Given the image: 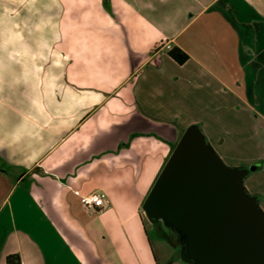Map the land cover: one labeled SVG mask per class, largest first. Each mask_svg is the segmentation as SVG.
Masks as SVG:
<instances>
[{
    "label": "crops",
    "instance_id": "crops-1",
    "mask_svg": "<svg viewBox=\"0 0 264 264\" xmlns=\"http://www.w3.org/2000/svg\"><path fill=\"white\" fill-rule=\"evenodd\" d=\"M190 126L264 140V0H0V264H150L144 205Z\"/></svg>",
    "mask_w": 264,
    "mask_h": 264
},
{
    "label": "water",
    "instance_id": "water-1",
    "mask_svg": "<svg viewBox=\"0 0 264 264\" xmlns=\"http://www.w3.org/2000/svg\"><path fill=\"white\" fill-rule=\"evenodd\" d=\"M197 126L188 127L149 193L152 223L166 215L189 237L187 258L210 264H264V211ZM255 167L252 168V170Z\"/></svg>",
    "mask_w": 264,
    "mask_h": 264
},
{
    "label": "rangeland",
    "instance_id": "rangeland-1",
    "mask_svg": "<svg viewBox=\"0 0 264 264\" xmlns=\"http://www.w3.org/2000/svg\"><path fill=\"white\" fill-rule=\"evenodd\" d=\"M217 131L222 136L223 132L226 133L224 135L225 142L223 144L218 142L216 140L218 134H216V136H211V145L225 164L229 166L241 164L242 166L238 167L244 172L247 170L249 177L247 175L244 177L245 189L252 196L258 197L259 195L249 192V190H260V187L264 186V180L261 177L264 171H252L253 167L259 165L260 156L264 155V140L257 138L256 135H242L238 126L221 127ZM205 141H209L208 136L205 138ZM247 187H249V190ZM260 208L264 211L261 206ZM124 227L127 229L128 223H125ZM145 227L147 232H145L143 226L141 230L148 243L150 240L154 253H149L150 264H155L156 260L154 261L153 255H156V264H210L204 256L187 258L189 247L188 234L166 215L156 220L155 223H149V220L145 219Z\"/></svg>",
    "mask_w": 264,
    "mask_h": 264
},
{
    "label": "built area",
    "instance_id": "built-area-1",
    "mask_svg": "<svg viewBox=\"0 0 264 264\" xmlns=\"http://www.w3.org/2000/svg\"><path fill=\"white\" fill-rule=\"evenodd\" d=\"M164 47L171 49V44L168 42ZM83 204L91 210H102L108 207L110 199L105 192H94L83 196Z\"/></svg>",
    "mask_w": 264,
    "mask_h": 264
},
{
    "label": "trees",
    "instance_id": "trees-1",
    "mask_svg": "<svg viewBox=\"0 0 264 264\" xmlns=\"http://www.w3.org/2000/svg\"><path fill=\"white\" fill-rule=\"evenodd\" d=\"M106 4L108 5V2H106ZM169 54L180 64L185 63L189 58V55L179 47H175L171 49ZM19 263H20L19 256L8 257V264H19Z\"/></svg>",
    "mask_w": 264,
    "mask_h": 264
}]
</instances>
